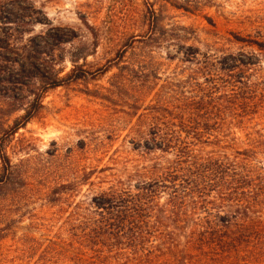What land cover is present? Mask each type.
Returning a JSON list of instances; mask_svg holds the SVG:
<instances>
[{"label":"rangeland","instance_id":"rangeland-1","mask_svg":"<svg viewBox=\"0 0 264 264\" xmlns=\"http://www.w3.org/2000/svg\"><path fill=\"white\" fill-rule=\"evenodd\" d=\"M0 12V264L125 260L96 255L106 249L83 239L91 201L150 182L171 157L150 153L147 141L167 126L178 131L189 112L220 124L211 133L220 141L201 145L208 173L223 171L227 156L251 180L242 196L248 215L237 224L246 238L241 255L219 259L208 241L200 259L264 264V154L243 155L262 152L249 141L264 138V61L250 45L264 43V0H0ZM230 55L253 65L228 78L222 66ZM228 80L254 86L258 105L228 104L236 96ZM54 82L63 84L49 90ZM201 171L195 220L204 226L220 200L203 180L223 177ZM156 214L165 232L164 212Z\"/></svg>","mask_w":264,"mask_h":264},{"label":"trees","instance_id":"trees-1","mask_svg":"<svg viewBox=\"0 0 264 264\" xmlns=\"http://www.w3.org/2000/svg\"><path fill=\"white\" fill-rule=\"evenodd\" d=\"M0 19H3L1 12ZM151 24L157 23L153 20ZM250 45L258 47L264 61V43L250 42ZM249 65L253 64L230 55L223 60L222 67L228 78H231L236 74L234 73L236 70L238 74L245 75ZM80 77L81 73L75 79ZM73 80L72 76L67 78V81ZM62 84L63 82L50 83L49 90ZM227 85L234 91L233 96L236 95L234 99L228 98V104L236 102L237 105L245 106L244 111L258 105L256 93L252 90L254 86L249 82L237 88L228 80ZM262 90L264 91V88ZM244 92L251 94V99L244 97L246 95ZM211 99L213 98H210V101ZM37 109L35 104L32 105V109L22 117L23 125L31 120ZM207 111L209 110L205 107L200 115ZM216 123L217 120L211 116H197L195 119V115L189 112L185 118H181L178 131L169 126L164 131H158L149 140L153 142L152 148L147 141L146 146L150 153L158 150L171 157V160H165L157 170L155 167V170L150 172V182H138L134 186L135 193L127 191L124 195L102 194L93 198L91 202L94 212L93 216L87 219L90 228L83 239L94 247L99 245L106 249L94 251V254L110 252L112 255H120L125 260L121 259L118 264H200L208 261H202L200 258L206 249V243L210 241V245L217 249L219 255L217 252L216 255L219 259L229 260L233 255L238 254L236 258L241 255L239 250L246 238L237 224L243 222L248 215L246 206L249 204L242 196L247 194L245 187H248L251 180L238 169L239 164L227 156L223 157L225 166L220 173L212 169L210 174L209 170L201 165L205 162L201 156L203 149L201 145L209 143L210 139H213L214 143L220 141L218 136L211 134L217 132L220 127V124ZM16 130L18 128H15L14 132ZM259 137L260 141L249 142L253 150L257 146H262V152L245 150L243 152L248 153L243 154L244 156L249 157L250 153L264 154V145L261 144L264 138L260 133ZM3 161L5 163L6 160ZM200 170L201 176L205 179L207 175L210 178H217L216 175L223 177L222 180H203L204 184L209 181L213 185L220 200L216 215L206 220L204 226L203 222L196 223L195 220L199 204L196 187L200 181L195 180V175ZM161 195L166 197V203L159 206L156 203H159ZM157 209L164 212V220L168 227L165 232L159 229L156 222ZM198 228L201 232L199 238L196 237ZM195 251H198V255L194 254ZM85 257V254H80L75 255L73 259L77 261Z\"/></svg>","mask_w":264,"mask_h":264}]
</instances>
